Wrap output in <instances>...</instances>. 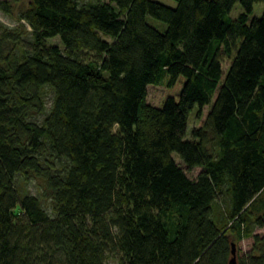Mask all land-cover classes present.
Returning a JSON list of instances; mask_svg holds the SVG:
<instances>
[{
  "label": "trees",
  "instance_id": "trees-1",
  "mask_svg": "<svg viewBox=\"0 0 264 264\" xmlns=\"http://www.w3.org/2000/svg\"><path fill=\"white\" fill-rule=\"evenodd\" d=\"M256 1L28 0L1 26L0 264H264Z\"/></svg>",
  "mask_w": 264,
  "mask_h": 264
},
{
  "label": "rangeland",
  "instance_id": "rangeland-1",
  "mask_svg": "<svg viewBox=\"0 0 264 264\" xmlns=\"http://www.w3.org/2000/svg\"><path fill=\"white\" fill-rule=\"evenodd\" d=\"M166 1L170 4H176L177 0H163ZM12 5H13V11H6L4 9L0 8V28L2 25L8 24V25H14L19 21V13L20 11L26 6L28 0H11ZM264 7V0H258L254 4V10L251 13V15H259L262 13ZM242 8L241 2L237 1L235 2L232 13L236 14L238 11ZM149 20L153 22L154 24L158 25L161 28H164L166 26V22L158 17H155L153 15H149ZM49 41L51 42H61L60 38L58 35L50 37ZM230 58L226 56L223 61V66L226 68L227 64L229 63ZM164 89V83H150L147 86V99L153 103L158 102L162 92ZM210 108V103L204 104L203 106V114L202 116H199L196 114V107L190 114L189 118V124H188V130H187V136H191V127L193 125H197L201 123L205 115ZM175 157L177 160L181 163V165L186 168L187 172L195 176L198 171L201 169L200 165H193L192 167H188L187 163L181 158L180 154L175 151L174 152ZM20 183L23 185L25 189H29L34 192H38L39 186L38 183L35 179L31 180H25L23 178L19 179ZM254 231H259L262 233L264 231V224L263 225H255ZM236 239V238H235ZM253 243H254V236L248 235L244 236L240 239H236V254L237 257L240 258V256L246 252H248L250 249L253 248ZM116 258L109 257L105 260L104 264H115L116 263Z\"/></svg>",
  "mask_w": 264,
  "mask_h": 264
},
{
  "label": "water",
  "instance_id": "water-1",
  "mask_svg": "<svg viewBox=\"0 0 264 264\" xmlns=\"http://www.w3.org/2000/svg\"><path fill=\"white\" fill-rule=\"evenodd\" d=\"M232 257H231V261L235 262L237 259V254H236V240L232 239Z\"/></svg>",
  "mask_w": 264,
  "mask_h": 264
}]
</instances>
